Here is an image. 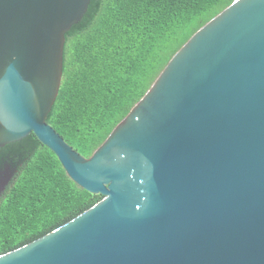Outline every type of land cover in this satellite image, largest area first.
I'll return each instance as SVG.
<instances>
[{
  "label": "water",
  "instance_id": "obj_1",
  "mask_svg": "<svg viewBox=\"0 0 264 264\" xmlns=\"http://www.w3.org/2000/svg\"><path fill=\"white\" fill-rule=\"evenodd\" d=\"M91 0H0V148L31 134L104 199L0 264H264V0L170 60L91 158L48 124Z\"/></svg>",
  "mask_w": 264,
  "mask_h": 264
},
{
  "label": "trees",
  "instance_id": "obj_2",
  "mask_svg": "<svg viewBox=\"0 0 264 264\" xmlns=\"http://www.w3.org/2000/svg\"><path fill=\"white\" fill-rule=\"evenodd\" d=\"M236 0H91L66 35L64 78L47 122L86 158L147 94L176 53ZM0 256L102 201L35 134L0 148ZM7 181V180H6Z\"/></svg>",
  "mask_w": 264,
  "mask_h": 264
},
{
  "label": "rangeland",
  "instance_id": "obj_3",
  "mask_svg": "<svg viewBox=\"0 0 264 264\" xmlns=\"http://www.w3.org/2000/svg\"><path fill=\"white\" fill-rule=\"evenodd\" d=\"M6 180H4L2 183H0V194L2 193V189L4 188V186L9 184L11 178H7Z\"/></svg>",
  "mask_w": 264,
  "mask_h": 264
}]
</instances>
